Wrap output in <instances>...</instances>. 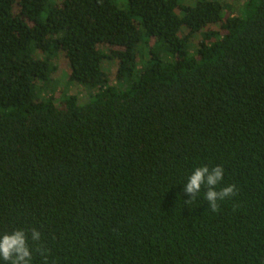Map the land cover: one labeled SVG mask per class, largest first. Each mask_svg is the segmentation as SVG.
<instances>
[{
	"label": "trees",
	"instance_id": "16d2710c",
	"mask_svg": "<svg viewBox=\"0 0 264 264\" xmlns=\"http://www.w3.org/2000/svg\"><path fill=\"white\" fill-rule=\"evenodd\" d=\"M203 166L236 188L216 213L185 203ZM20 229L31 264H264V0H0V235Z\"/></svg>",
	"mask_w": 264,
	"mask_h": 264
},
{
	"label": "clouds",
	"instance_id": "9594fccd",
	"mask_svg": "<svg viewBox=\"0 0 264 264\" xmlns=\"http://www.w3.org/2000/svg\"><path fill=\"white\" fill-rule=\"evenodd\" d=\"M224 176V169L221 166L209 168L207 166L197 167L188 177L182 191L189 197L185 202L190 204L201 192L202 187L206 189L204 199L208 204V210L213 213L219 211L218 201L231 198L236 195L235 185H228L217 190V185L221 183ZM29 238L36 244V250L43 254V249L39 245L41 234L32 229L30 237L22 229L12 233L0 235V260L5 264H31L32 250L29 246Z\"/></svg>",
	"mask_w": 264,
	"mask_h": 264
},
{
	"label": "rangeland",
	"instance_id": "374dc122",
	"mask_svg": "<svg viewBox=\"0 0 264 264\" xmlns=\"http://www.w3.org/2000/svg\"><path fill=\"white\" fill-rule=\"evenodd\" d=\"M220 1L222 3L232 5L233 11L236 12L241 9L242 3L244 0H220ZM198 39H199V36L197 34L193 35L191 37V43L197 44ZM55 65H56V70L53 73L52 77H53L54 82L58 84L56 87H60L61 85L65 83L67 79V74H68V67H67L66 59L62 53H59V55L57 56L55 60ZM103 70L107 73L110 84H115L114 78H113V74L115 70V62L110 61V62L105 63L103 66ZM63 87L64 89H66L67 92L69 91L70 93H73V94L79 93L81 98L85 97L82 88L75 83H73L72 85H66ZM54 96H55V99L57 100L58 99L57 92L54 94Z\"/></svg>",
	"mask_w": 264,
	"mask_h": 264
}]
</instances>
